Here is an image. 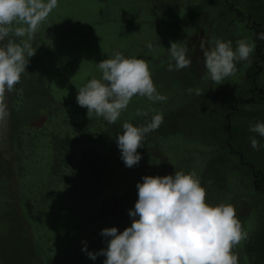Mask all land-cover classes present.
<instances>
[{
    "label": "rangeland",
    "instance_id": "obj_1",
    "mask_svg": "<svg viewBox=\"0 0 264 264\" xmlns=\"http://www.w3.org/2000/svg\"><path fill=\"white\" fill-rule=\"evenodd\" d=\"M202 2L203 0H58L57 6L51 11L40 6L34 9L33 19L37 21V27L31 33L30 40L27 34L22 39L29 41L33 52L37 50L32 60L41 62L23 75L26 101L21 115L25 119L30 120L39 114L45 116V113L49 112V117L45 116L40 128L50 129V132L67 128L63 119L79 118L78 111L83 108L76 102L78 88L83 87L91 78L99 79L102 74L97 63L113 57L116 52H121L125 57L143 59L149 66L158 92L167 97L166 101L160 102L163 104L160 109L152 111L144 108L153 102L141 97L143 101L133 100L123 111V114H127L130 109L136 111L139 107L150 114L162 113L165 121L161 126L163 137L166 138L152 146L149 150L150 156H143L137 166L132 168L122 166L124 162L120 150L116 142H113L114 146H110L112 140H109L102 145H94L103 151L107 164L103 165L101 163L103 160L97 157L95 152L89 153L93 156V161L101 167V172L96 178L88 175L82 177L79 176L80 173L74 174L76 159L71 158L73 183L69 180L65 188L60 190L49 183L42 187L43 191L52 190L60 196H66L73 185L72 190L76 192L77 197L70 198L67 207L77 211V220L65 221V214L60 213L63 217L61 222L51 225L55 230L57 228L60 231L73 230L86 220H97L92 223L98 227L103 224L101 221L105 220L104 212H108L107 222L111 225L115 222L112 227H118L123 231L131 226L132 219L128 212L134 208L138 199L136 185L142 181V177L165 176L174 174L176 170L195 171L199 178L203 179L207 203L232 205L242 230L247 233L246 239H242L232 249L238 258V264L247 260L246 249L252 251L253 244L264 242V204L259 206L261 210L259 217L255 214L250 215L253 205L247 199L239 201L237 198L241 200L245 193H240V188L235 187V176L225 183L224 174L227 168L225 161L217 163L215 155L206 149L210 145L209 140L213 138L206 137V132L203 131L207 125L202 123L203 119L197 114L199 112L196 110L198 109L196 102L213 101L221 96L227 88L228 77L218 85L207 76L201 45L203 43L206 48L213 46L214 42L210 40L213 37L210 38L206 31L210 29L213 34L215 23L220 21V16L224 14L220 3L216 6L219 11L214 5L208 9L202 6V9L196 11V21L192 23V10L189 6L195 3L200 5ZM223 18L228 17H221L222 20ZM183 19L184 26L181 27L178 22ZM13 25L27 33L29 27L27 23L15 21L11 28ZM224 32L225 29L221 28V33ZM12 38V42L16 43L14 37ZM171 42H181L187 48V55L191 60L189 67L180 71H168L170 62L168 48ZM148 43L153 45L152 50L147 48ZM0 47H3V41H0ZM67 60L74 62L68 69L64 67V61ZM238 76L236 72L233 80H237ZM247 88L242 86L240 90ZM189 89H192L191 93ZM196 90H200L202 95H197ZM237 91H230L229 94L233 96ZM9 96L10 92H5L3 97H0V103L6 105L8 112L7 117L0 120V264H24V250L29 241L19 237L23 232L19 224L22 221L13 211L2 219V212L13 206L12 196L16 182L11 169L13 164L11 153L18 155V139L14 132L18 128L16 121L18 115L14 113L13 118L9 111ZM224 97L232 100L227 94ZM65 102L70 104L60 110H54ZM261 106H264V103ZM204 120L209 121L206 118ZM94 121L93 115L82 116L81 125L77 128L85 130ZM258 121L264 122L263 107L257 109L256 106L250 108L248 105H241L239 113L232 121V128L237 137L238 147L264 174V147L257 151L250 145V137L255 136L259 144L264 146V137L249 131L250 126ZM68 127L76 131L74 125L69 124ZM23 145L28 151V157L25 161L26 178L21 183L34 184L36 176L46 174L45 167L51 162L52 151L46 135L45 138L37 134L28 140L24 139ZM86 168L87 166L83 167ZM132 186L134 188L130 190ZM261 187L262 184H259V188ZM129 190L131 198H127L120 205L118 200L121 202L123 195ZM256 190L259 193L261 191ZM232 195L236 196L231 197ZM115 214H119L118 219L113 218ZM44 216L51 222V214ZM254 231L255 234L251 237ZM95 234L96 229L92 228L91 232L86 230L84 234H76L74 238L77 242H84ZM104 259V256H99L95 261L86 260V264H103ZM27 264L40 263L31 260L27 261Z\"/></svg>",
    "mask_w": 264,
    "mask_h": 264
},
{
    "label": "clouds",
    "instance_id": "obj_2",
    "mask_svg": "<svg viewBox=\"0 0 264 264\" xmlns=\"http://www.w3.org/2000/svg\"><path fill=\"white\" fill-rule=\"evenodd\" d=\"M57 3L58 0H0V41L8 37L9 26L15 21L29 26L27 33L17 28L15 36L27 34L30 40L37 27L34 9L40 6L51 11ZM259 38L264 39V33ZM201 47L207 76L220 85L235 74L237 63L248 60L254 46L240 39L234 48L231 40L217 39L213 46L206 48L202 43ZM147 48L152 50L153 45L148 43ZM36 51H32L28 40L22 43L9 41L0 47V97L20 82ZM187 51L181 42H171L168 71H180L190 66ZM97 67L101 77L91 78L78 88L76 97L77 104L87 109L88 116L95 113L114 124L134 96L145 97L153 103L167 99L158 92L143 59L116 52L113 57L97 63ZM196 94L202 95L200 90H196ZM7 115L6 105L0 103V120ZM137 115L147 117L149 113L138 110ZM162 123L163 114L156 113L144 125L122 124L123 131L116 135L115 142L126 167L139 164L142 154L138 149L144 146L145 136ZM249 131L264 137V122L252 124ZM250 145L257 151L264 147L255 136L250 137ZM136 188L138 199L128 212L131 226L122 232L118 227L103 229L101 235L106 238L107 247L99 252L88 251L85 243L82 251L90 259L95 261L104 256L103 264H238L232 249L246 239L247 233L242 230L232 205L207 203L206 188L195 171L146 175Z\"/></svg>",
    "mask_w": 264,
    "mask_h": 264
},
{
    "label": "trees",
    "instance_id": "obj_3",
    "mask_svg": "<svg viewBox=\"0 0 264 264\" xmlns=\"http://www.w3.org/2000/svg\"><path fill=\"white\" fill-rule=\"evenodd\" d=\"M253 2H261L264 3V0H252ZM217 2V4H216ZM219 2L221 0L217 1H210V0H203V2L198 5L195 3V5H190L192 10L191 14V22L194 23L196 21L195 15L196 11L202 9V6L206 9L211 8L212 5L219 6ZM252 3V2H251ZM239 6H242V4H238ZM216 9L219 11V8L216 7ZM249 12H253L254 16H257L259 12L257 13L254 10V6H252L251 10ZM262 13L264 14V8L262 10ZM185 19L181 20V22H178V24L182 27L184 26ZM221 22V16L220 21L215 23L213 34L211 33V30H207L206 33L211 37H213L212 42H214L216 39L215 37V31L219 30ZM231 19L229 18L224 20V23L227 24L229 27H231ZM11 28V25L9 26ZM15 26L13 25L9 35L11 37L12 41L14 37V40L16 43H22L23 39L22 37L15 36ZM228 32V31H226ZM68 33V32H67ZM229 33H227L228 35ZM13 35V36H12ZM58 43V42H57ZM3 46L4 40H3ZM56 59H58V55H56ZM66 60V59H65ZM41 61H35L32 60V57L29 59V63L27 65L26 71L31 70V68L36 67L37 64H39ZM74 62L71 60L64 61V67L66 69L71 68L72 64ZM65 69V71H66ZM25 73L22 74L20 82L14 87V89L10 92L9 96V111L15 115H18L17 123L18 128L14 130V132L17 134V153L18 155L11 153L12 155V170H13V176H14V182H16V185L14 187V195L12 196L14 198L13 200V206H10V208L5 210L3 213V218L8 217L10 212L13 211L14 214H17L19 218L21 219L20 226L22 228V234H19V237L23 240L29 241V245L25 247L24 250V256H23V263L27 264V261H34L37 260L41 264H86V260H92L88 257V255L82 251V249L85 246V243L87 244L88 251L92 252H99L102 248L107 247L106 244V238L101 235V231L105 228H110L114 225V223L111 225L107 222V217L109 216L108 212H104L103 216H105V220L101 221L103 223L102 225H99L98 227L95 226L94 223L97 220H86V222H82L81 225L74 228L73 230H63L60 231L58 228L55 230L51 225L59 224L62 220V215L60 213L65 214V221H74L77 220L76 214L77 211L74 210L71 207H67L68 201L70 200L69 193L65 195H59L55 191H43L42 187L45 186V184H54L55 187L62 189L65 188L66 184H68L69 178L72 176L71 174V158L76 159V167L78 165V161L82 156L87 152V146L92 145H102V140L104 137H110L112 134H114L112 131L115 128H122V124L124 122H129L135 125V123L138 122L140 125H144L148 123L151 120L152 114L149 113L147 117L144 116H138L136 114H131L132 110L130 109L129 113L126 115L121 113L120 118L117 120L116 123H120L118 127H115L111 124V127L109 126V123L107 124L106 121H103L102 117H97L95 113L91 114L94 116L95 121L93 124L88 127L85 130H81L80 128H77V126L80 127L81 123L80 120H82L83 117H87V109L86 108H80L78 111L80 113L79 118L77 119H70V118H64L63 121L66 123L65 125L67 128L60 129L59 131H49L50 129H43L40 128L42 121L45 120L46 117H49V112L45 113V116H42L39 114L37 117H33L30 120L25 119L21 115L23 105L26 101L25 96V85L24 82V76ZM231 80H233L232 75L228 77V84L230 85ZM241 83L247 82L243 81V78L240 79ZM141 100L140 96H134L131 101L133 100ZM144 99V97H143ZM67 104H70V102H65V104L61 106H57L54 110H60V108H64ZM139 108V107H138ZM144 108H148L150 110H156L158 106H155L152 104L146 105ZM198 109H196L198 112H204V109L199 105L197 106ZM142 109V108H141ZM141 109H138L139 111ZM143 112V111H142ZM202 122H205L204 117H201ZM11 121V120H10ZM164 121V120H163ZM216 123L220 124L221 120L220 118H217L214 120ZM40 122V123H39ZM165 122V121H164ZM169 122V121H168ZM210 122V121H207ZM38 123V124H37ZM114 123V124H116ZM171 123V122H169ZM73 126L76 129V131L70 130L68 125ZM161 126V125H160ZM210 125H207L206 127H209ZM219 126V125H218ZM215 127L216 129H219V127ZM110 127V129L108 128ZM38 128V129H34ZM105 129H108V134L104 133ZM103 131V132H102ZM123 131V130H122ZM12 133V132H11ZM40 134L45 138H48V145L52 151V159L51 162L48 163L45 167V170L47 171L45 175L42 176H36V180L34 184L29 183H21L22 180H25L26 178V165L25 161L28 157V151L24 147V139L28 140L30 137ZM101 134V138L99 139V135ZM104 134V135H103ZM103 135V136H102ZM164 132L162 131V127L159 128L158 131H152L148 133L144 138V146L138 149V152H140L143 156H150V148L152 146H155L159 144L161 139H165L166 137H163ZM58 138V139H57ZM158 139V141H157ZM162 139V140H163ZM84 149V150H82ZM217 150V151H216ZM100 155L105 156L103 154V151H98ZM209 153H212L216 155L218 152H223L225 154L224 160L225 166H227L225 174H224V180L231 181V177L235 176V187L240 188V193H245V195L241 196V200L239 197V201H242L243 199H247L252 203V210L251 214H255V216L259 217V214L261 213V210L259 208L260 205L264 204V192L255 189L254 185L252 184V173L249 172V170L240 165L238 162V166H236V163L233 162V157L229 155L228 149L222 145L221 147H217V149L208 150ZM17 156V159L15 157ZM215 157V156H214ZM247 159V158H245ZM145 161H147L146 158H144ZM237 160V159H236ZM217 163L219 161H216ZM122 166L126 167L125 164H122ZM233 181V182H234ZM234 194V193H233ZM236 196L232 195L231 197ZM248 196H253L251 199H249ZM231 199V198H230ZM44 214H51V222L49 219H47ZM54 216V217H53ZM112 216V215H111ZM247 217V216H246ZM115 218V217H113ZM116 219V218H115ZM96 229V234L94 236L89 237L84 242L75 241L76 234H84V231H89ZM257 226L255 227L256 231ZM254 233L251 234V237L254 236ZM122 232V231H121ZM75 237V238H74ZM92 241H94L92 243ZM252 242V241H251ZM253 243V242H252ZM96 245L95 248H93V245ZM253 250L247 251V260H244L240 264H264V242L253 244ZM27 249V250H26ZM11 264V263H8Z\"/></svg>",
    "mask_w": 264,
    "mask_h": 264
},
{
    "label": "flooded vegetation",
    "instance_id": "obj_4",
    "mask_svg": "<svg viewBox=\"0 0 264 264\" xmlns=\"http://www.w3.org/2000/svg\"><path fill=\"white\" fill-rule=\"evenodd\" d=\"M219 3L221 5L222 14H224L221 17L227 16L229 20L231 19L232 23L230 22L231 27H229L227 24L224 23L225 19L224 18L223 20L221 19L219 30L215 31L216 39H220L224 41L231 40L233 42L234 48L236 46V41L240 39H245L250 44H252L254 47H253V51L250 54L248 60L237 63L236 72H238V75H239L238 79L231 80L230 85H227V88H225V92H223V94L219 96L218 98L213 99V101L211 100L208 102H196V104H198L197 106L200 105L202 109H204V112H199L197 114L201 117L209 119L210 121V122H207V121L202 122L204 125H210L209 127L205 126L203 128V131L206 132V137L213 138L209 140L210 145L208 148H206L207 151L209 148L210 150L212 149L215 150L217 149V147L219 148L222 145H224L228 149L229 155L233 157V162L236 163L235 167L238 166L237 162L240 165L246 167L249 170V172L253 174L251 180H252V184L254 185L255 189H259L262 192H264V174L262 170L260 168L258 169L252 161L245 159L247 158V156L244 153V151L238 147L237 141H236L237 137L234 134V130L232 128V121L234 119V116L239 113L241 105H248L250 106V108H254L256 106L257 109H261L262 107L264 108V106H261L262 103H264V39L259 38L260 34L264 33V14L262 13V10L264 8V3L256 2V1L253 2L252 0H233V1L222 0V2H219ZM238 4H242V6H239ZM252 6H254V10L257 13L260 11L257 16H254L253 12H249ZM225 8L226 10H224ZM159 26H161V24H159ZM221 28L225 29L224 33H221ZM227 33L229 34L227 35ZM9 41L12 42L11 37H9V39L8 37H6L4 39V45L6 46L9 43ZM233 76L234 75H232V77ZM241 78H243V81L245 80L247 82L241 83L240 82ZM242 86H245V87L247 86L248 88L244 90H240ZM230 91H234V92L237 91V92L234 93L233 96H231L229 94ZM226 94L230 98L232 97V100H230L229 98L226 99L224 97V95ZM175 100L180 101L179 99H175ZM182 103L183 101H181V104ZM153 105L158 106L159 109L163 106V104L160 102L153 103ZM252 105H254V107ZM138 109H141V108H137V110L131 114L132 115L136 114ZM142 110L143 109H141V111ZM154 114L155 113L153 112L152 115ZM217 118H220L221 120L220 124L214 121ZM103 121L105 120L103 119ZM119 124L120 123H116L112 125L115 127H118ZM135 125H140V124H138L137 122L135 123ZM213 125H215V127L219 125L218 126L219 129H216L215 127H213ZM109 126L111 127V124H109ZM110 127L108 128L110 129ZM159 128L155 131H158ZM122 130L123 129L121 127L120 129L115 128L112 131L114 134H112L110 137H104L102 142L106 143L109 140H112L110 143V146H114L113 142H115V137L116 135L120 134ZM108 132L109 130L105 129L104 133L108 134ZM98 135L100 139L101 134H98ZM86 149H87V152L84 155V157L82 156V158H80V160L78 161V165L75 169L74 174L80 173L79 176H82V177H84L85 175H88V176H92L96 178V176L101 172V167L95 161H93V156L89 155V153L95 152L96 156L103 160L101 161L103 165L104 163L107 164L108 161L105 158V156L97 154L99 153L98 151H101V150L94 147V145L87 146ZM224 156L225 154H223V152H218L215 155V157L217 158V161L224 160ZM85 165L87 166V168L83 169V167H86ZM200 179H201L202 185H204L202 177ZM69 180L70 182L73 183L72 176L69 178ZM259 184L260 185L262 184L261 188H259ZM72 186L70 188L71 192L68 196L70 198L77 197L75 194L76 192L72 190ZM133 188L134 186H132L130 190H132ZM130 190L128 193L123 195V199L121 202L118 200L120 205H122L123 202L127 198L129 199L131 198L129 197ZM118 217H119V214H115V218L118 219ZM93 242L94 241H92V243ZM95 246L96 245L94 244L93 248H95Z\"/></svg>",
    "mask_w": 264,
    "mask_h": 264
}]
</instances>
